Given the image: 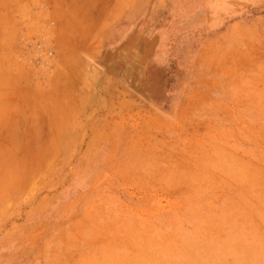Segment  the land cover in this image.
<instances>
[{
    "label": "rangeland",
    "instance_id": "374dc122",
    "mask_svg": "<svg viewBox=\"0 0 264 264\" xmlns=\"http://www.w3.org/2000/svg\"><path fill=\"white\" fill-rule=\"evenodd\" d=\"M0 264H264V0H0Z\"/></svg>",
    "mask_w": 264,
    "mask_h": 264
}]
</instances>
